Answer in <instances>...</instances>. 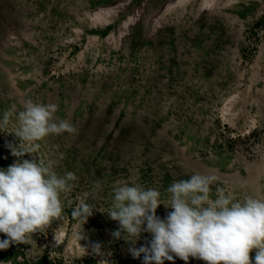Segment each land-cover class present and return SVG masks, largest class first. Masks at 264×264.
Returning a JSON list of instances; mask_svg holds the SVG:
<instances>
[{
  "label": "rangeland",
  "instance_id": "obj_1",
  "mask_svg": "<svg viewBox=\"0 0 264 264\" xmlns=\"http://www.w3.org/2000/svg\"><path fill=\"white\" fill-rule=\"evenodd\" d=\"M27 100L56 105L55 119L78 131L13 156L10 145L28 146L14 134ZM13 106L0 169L39 155L78 179L61 194L62 217L0 264H143L129 249L151 233L113 235L117 182L158 189L166 203L170 184L198 173L218 177L212 199L217 188L264 198V0H0V120ZM81 201L93 208L84 224L72 215Z\"/></svg>",
  "mask_w": 264,
  "mask_h": 264
},
{
  "label": "clouds",
  "instance_id": "obj_2",
  "mask_svg": "<svg viewBox=\"0 0 264 264\" xmlns=\"http://www.w3.org/2000/svg\"><path fill=\"white\" fill-rule=\"evenodd\" d=\"M56 111V105L25 102L23 110L16 113L19 126L14 134L28 146L10 145L13 156L38 153L37 141L49 135L78 131L66 120L57 121ZM14 112V106L4 112L0 129L8 127ZM38 157L18 159L0 169V233L6 237L0 239V250L14 243H29L34 234L44 232L53 220L60 219L64 212L61 194L75 187L73 182L78 177L74 172L60 176L50 162ZM217 180L215 175L194 173L174 181L166 189L170 194L166 203L161 201L158 189L117 182L107 212L119 222V230L113 235L119 238L122 230L135 242L142 231L151 233L148 246L129 249L134 258L143 253V264H164L174 256L185 262L190 257L198 258L205 264H264V198L238 199L234 192L217 188L216 198L212 199L211 185ZM95 188H100L99 183ZM161 204L172 209L163 219L156 215ZM92 214V206L84 201L72 213L83 224ZM85 238L84 234L79 236L80 240ZM94 250L99 253L100 245H94ZM253 250L254 261L250 255Z\"/></svg>",
  "mask_w": 264,
  "mask_h": 264
},
{
  "label": "trees",
  "instance_id": "obj_3",
  "mask_svg": "<svg viewBox=\"0 0 264 264\" xmlns=\"http://www.w3.org/2000/svg\"><path fill=\"white\" fill-rule=\"evenodd\" d=\"M0 239H5L4 234L0 233ZM1 255L4 258H8V256L11 254V250L5 249V250H0ZM34 264H52L51 261H49L47 256H42L36 263Z\"/></svg>",
  "mask_w": 264,
  "mask_h": 264
}]
</instances>
